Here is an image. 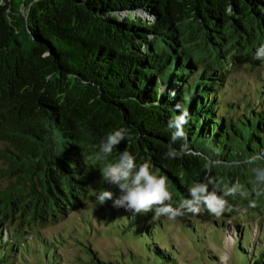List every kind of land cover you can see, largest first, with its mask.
I'll list each match as a JSON object with an SVG mask.
<instances>
[{
  "label": "trees",
  "instance_id": "trees-1",
  "mask_svg": "<svg viewBox=\"0 0 264 264\" xmlns=\"http://www.w3.org/2000/svg\"><path fill=\"white\" fill-rule=\"evenodd\" d=\"M255 22L264 27V0H0V159L22 179L0 190V264L32 254L43 255L37 264H66L57 237L42 238L37 228L102 190L119 195L102 181L101 169L125 150L137 165L148 162L165 176L183 200L191 184L209 175L221 188L237 181L243 192L253 186L252 169L264 167V159L245 161L264 156V86L257 92L260 108L235 116L219 95L226 69L197 48L225 46L224 56L235 38L248 47ZM178 103L189 112L187 140L173 147L186 142L192 154L170 159L169 121ZM119 128L131 140L98 160L101 141ZM245 195L226 199L243 205ZM101 210L112 211L113 202ZM151 214L124 209L116 219L139 248L135 264L187 263L157 239ZM89 251L95 264H121ZM235 258L233 264H264V243L250 249L246 238L238 239Z\"/></svg>",
  "mask_w": 264,
  "mask_h": 264
},
{
  "label": "rangeland",
  "instance_id": "rangeland-1",
  "mask_svg": "<svg viewBox=\"0 0 264 264\" xmlns=\"http://www.w3.org/2000/svg\"><path fill=\"white\" fill-rule=\"evenodd\" d=\"M253 27L256 28L255 37L250 46L242 48L235 38L230 53L224 56L225 46L219 47L212 43L207 46L201 43L197 48L207 61L226 69L225 81L219 89V95L222 104H233L229 111L235 116L242 114L251 105L253 108H260L257 92L260 86H264L259 80L264 82V60L254 59V48L264 45V27H259L256 22ZM259 40L263 44L260 45ZM261 102L264 103V97ZM10 170L7 161L0 159V190L11 181L22 180L18 175L11 174ZM153 172L159 174L158 170L154 169ZM250 179L253 186H247L244 190L248 198L246 204H232V211L226 210L219 217L204 209L199 214L186 213L174 220L164 216L153 219V223L158 226L157 239L162 245L170 242L178 251V260L187 261L185 264H211L208 261V252L217 256L219 264H233L236 261L235 247L238 239L246 238L250 249L258 244V240L264 243V185H258L252 176ZM34 180L39 186L36 175ZM168 187L172 193L170 203L177 206L183 198L172 190L169 182ZM257 191L261 192L259 196L256 195ZM251 201H255L254 207L249 206ZM102 207L91 196L73 202L66 215L38 227V232L42 238L57 237V251L66 264H95L89 248L96 250L104 260L118 259L121 264H135V257H131L139 248L122 234L116 221L124 209L113 207L112 211H103ZM109 212L113 215L112 219L104 217ZM151 215L153 217V213ZM33 245L35 247H31V252L36 251V245ZM24 258L19 257L13 264H37L43 255L32 254Z\"/></svg>",
  "mask_w": 264,
  "mask_h": 264
},
{
  "label": "clouds",
  "instance_id": "clouds-1",
  "mask_svg": "<svg viewBox=\"0 0 264 264\" xmlns=\"http://www.w3.org/2000/svg\"><path fill=\"white\" fill-rule=\"evenodd\" d=\"M254 59L264 60V45L256 50ZM175 94L173 90L170 96L174 97ZM175 111L178 114L169 121V127L174 131L168 151L165 153L166 157L170 159L192 154V150L186 142L181 144L179 149L173 147L176 141L187 140L185 125L189 119L188 110L181 104L175 105ZM125 139L131 140V136L125 128H119L107 134L99 145L101 155L97 159L109 157L113 149ZM259 159H264V156L254 155L249 157L245 163L253 164ZM214 163L210 159L208 160L206 168L209 173ZM252 171L255 174L256 183L264 185V167H254ZM101 179L106 184L116 186L119 189V195L108 188L102 190L96 195L99 205L111 200L116 209L123 208L132 215L152 212L153 219L164 216L174 220L186 213L199 214L204 209L219 217L226 210L232 211L226 197H235L237 194L244 195L242 186L238 182L231 187L221 188L220 182L209 175L206 180L191 184L188 188V198L180 201L177 206H173L170 203L172 193L169 191L167 178L154 173L148 162L137 165L136 158L127 150L120 153L116 163H108L101 169ZM260 194V191L256 192L257 196ZM249 206L254 207L255 201H251Z\"/></svg>",
  "mask_w": 264,
  "mask_h": 264
}]
</instances>
